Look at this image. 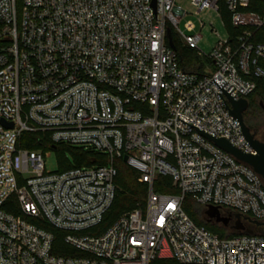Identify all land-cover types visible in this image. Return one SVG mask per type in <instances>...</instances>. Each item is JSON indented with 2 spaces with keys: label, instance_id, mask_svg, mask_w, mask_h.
Instances as JSON below:
<instances>
[{
  "label": "built area",
  "instance_id": "built-area-1",
  "mask_svg": "<svg viewBox=\"0 0 264 264\" xmlns=\"http://www.w3.org/2000/svg\"><path fill=\"white\" fill-rule=\"evenodd\" d=\"M190 1L196 15L225 3L241 33L205 54L196 24L181 30L189 13L176 0H0V264H215V254L216 264L225 254L227 264L236 254L238 264H254V254L264 264L263 234L223 237L183 209L189 195L222 217L231 219L226 209L264 221L261 175L189 125L255 153L213 79H225L235 100L264 80V42L253 41L264 0ZM168 30L211 61L204 73L181 67ZM37 131L100 152L107 164L47 170L49 151L19 147L24 132ZM120 158L148 184L146 204L89 233L114 202ZM158 175L179 193L154 191ZM47 227L65 232V247Z\"/></svg>",
  "mask_w": 264,
  "mask_h": 264
},
{
  "label": "trees",
  "instance_id": "trees-1",
  "mask_svg": "<svg viewBox=\"0 0 264 264\" xmlns=\"http://www.w3.org/2000/svg\"><path fill=\"white\" fill-rule=\"evenodd\" d=\"M18 1L20 0H17V2ZM221 13L225 20V25L229 30V35L235 39V37L241 33L242 29L235 28L232 25L230 13L223 2H221ZM171 35L176 47V52L178 54L181 67L191 72L204 73V66L206 64H211V61L207 58L201 59L200 56L197 55L196 51L185 46L172 30ZM253 41L264 42V29L255 32ZM260 65L264 67V60L260 61ZM247 99L249 100V107L246 113L252 117V120L257 119L258 113L261 111V106L256 100H261L264 102V80L262 78L257 79V87L255 91L247 97ZM250 122L252 121L250 120ZM249 126H251V123ZM19 147L29 150H42L43 152L55 149L59 158L60 167L57 170L59 172L73 167H90L107 164V157L104 154L91 149L75 147L65 143H54L50 139L49 133L41 131L24 132L20 138ZM67 153L70 154L71 159L67 157ZM115 166L117 167V175L115 177L117 191L114 202L105 215L102 223L96 228L89 230V233H101L105 231L122 214L138 207H143L146 204L149 189L148 184L139 182L137 172L128 166L121 158L115 161ZM153 189L158 193L164 194L179 193V190L173 186L172 177L168 175H158L154 180ZM195 204L198 203L195 202L191 196H185L183 201V209L196 224L205 226L207 229L211 230L212 232H216L223 237H231L238 234H243L239 233L238 231L229 232L227 227L223 225L200 219V216L195 208ZM8 210L12 209L8 208ZM47 228L54 232L56 237L55 243L57 247H65L63 243L65 232L59 229H53L50 227ZM150 264L181 263L175 259L156 258L151 261Z\"/></svg>",
  "mask_w": 264,
  "mask_h": 264
},
{
  "label": "water",
  "instance_id": "water-1",
  "mask_svg": "<svg viewBox=\"0 0 264 264\" xmlns=\"http://www.w3.org/2000/svg\"><path fill=\"white\" fill-rule=\"evenodd\" d=\"M153 6H156V0H153ZM167 38L169 45L176 49L175 44L172 40V36L170 31H167ZM216 84L224 91V93L227 95L229 99V103H226L223 97L221 96L224 104L226 105L228 111L230 114L236 118L240 125H241V132L245 136L246 140L250 144V146L254 149L255 153H249L245 151L244 149L232 144L226 137H216L213 134H209L206 131L198 128L197 126L193 124H189L192 127H196L198 132L200 134L205 135L209 140L214 142L219 148L223 149L224 151L228 152L229 154L233 155L236 159H238L241 162H244L248 165H250L261 177L264 179V141L258 139L255 134L251 131V129L248 127V125L244 121L243 113L248 109L249 107V100L247 98H239L238 100H235L230 94L233 90L230 92H227L222 86L227 82L225 79L222 81L221 84H219L215 78L213 79ZM264 109V107H263ZM1 122L9 127L13 128L14 124L12 122H6L3 119H1ZM128 158L127 155L123 157V160L126 161ZM206 213L210 218H214L217 223H222L224 226H228L230 223L229 217H222L220 208L216 206H208L206 209ZM235 218L237 219L235 222V225L233 228L238 231L239 233H247V234H254L256 233L252 228H247L242 220L250 222L251 224L255 225L259 229V233L264 235V221H258L255 219H252L250 216H243L240 213H235ZM215 264H216V254H215ZM225 264H227V254H225ZM236 264H238V254H236ZM254 264H262V263H256V254H254Z\"/></svg>",
  "mask_w": 264,
  "mask_h": 264
},
{
  "label": "rangeland",
  "instance_id": "rangeland-1",
  "mask_svg": "<svg viewBox=\"0 0 264 264\" xmlns=\"http://www.w3.org/2000/svg\"><path fill=\"white\" fill-rule=\"evenodd\" d=\"M176 3L181 6L182 8H184L189 14L186 15L181 23H180V28L182 31H186L185 30V26L184 24L187 21H192L196 24L197 26V32L200 33L202 35V39L199 42V48L201 51H203L205 54H209L212 49L216 46L217 42L219 39H226L229 36V30L227 29L226 25H225V20L222 16L221 11L218 12L216 10H211L208 8L203 9L199 14H195V6L191 3L190 0H176ZM201 21L204 23V27L201 28L200 24ZM201 59H204V57H200ZM209 65L206 64L204 66V68H208ZM260 106H261V111L258 113V118L255 119V124L259 125V129H258V135L257 138H259L260 140L264 141V102H262L261 100H256ZM40 152H43L42 150H38ZM50 153L48 155H46L45 157V165L47 170H51V171H57L60 167L59 164V158H58V154L56 153L55 149H52L49 151ZM67 157L69 159L70 158V154L67 153ZM195 208L200 216V219L204 220V221H209L211 223H216L219 225H223L222 223H217L216 220L214 218H210L208 216V214L206 213V209L199 205V204H195ZM236 218L235 216H232L230 219V223L227 227L228 231H236L233 226L235 225L236 222ZM243 224L248 227L251 223L242 220ZM224 226V225H223ZM249 227H251L256 233H259V229L258 227L254 226V225H250Z\"/></svg>",
  "mask_w": 264,
  "mask_h": 264
},
{
  "label": "flooded vegetation",
  "instance_id": "flooded-vegetation-1",
  "mask_svg": "<svg viewBox=\"0 0 264 264\" xmlns=\"http://www.w3.org/2000/svg\"><path fill=\"white\" fill-rule=\"evenodd\" d=\"M247 111V110H246ZM246 111L243 113V117H244V121H245V123L248 125V127L251 129V131L255 134V136L257 137V135H258V129H259V125H256L254 122H255V119L254 120H252V117H250L247 113H246ZM250 120L253 122H250ZM250 123H251V126H249L250 125ZM253 124V125H252ZM259 139V138H258ZM221 211L223 212V213H229V214H231L232 216H235V213H233L232 211H230V210H226V209H221ZM250 225H252V224H250ZM249 225V226H250ZM247 227V228H251V227Z\"/></svg>",
  "mask_w": 264,
  "mask_h": 264
}]
</instances>
